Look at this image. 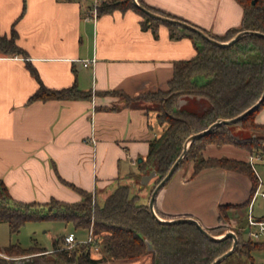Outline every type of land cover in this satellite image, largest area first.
Instances as JSON below:
<instances>
[{
    "label": "crops",
    "instance_id": "obj_1",
    "mask_svg": "<svg viewBox=\"0 0 264 264\" xmlns=\"http://www.w3.org/2000/svg\"><path fill=\"white\" fill-rule=\"evenodd\" d=\"M143 1L213 35L238 27L244 13L238 0ZM92 9L93 0H0V34L10 37L15 29L17 43L27 52L0 53V179L17 200L79 201L82 196L61 178L88 191L110 189L138 170L139 159H147L150 140L163 129L154 108L97 110L113 104L106 95L28 102L38 88L28 62L50 88L77 83L94 93L120 90L133 96L165 88L175 62L196 55L192 39L171 38L165 23L155 36L142 28V16L134 10L94 16ZM93 59L95 63L84 65ZM256 121L264 123V107ZM251 155L234 144L204 150L206 158L249 162ZM253 168L264 188V176ZM193 172V161L176 171L158 193L156 211L173 216L169 219L190 215L212 227L218 223L220 203H243L250 195L252 181L244 173L222 167L205 168L195 176ZM150 190H136L143 194V203ZM259 198L264 199L258 196L252 209L249 204L230 212V229L250 213L264 218V210H255Z\"/></svg>",
    "mask_w": 264,
    "mask_h": 264
},
{
    "label": "trees",
    "instance_id": "obj_2",
    "mask_svg": "<svg viewBox=\"0 0 264 264\" xmlns=\"http://www.w3.org/2000/svg\"><path fill=\"white\" fill-rule=\"evenodd\" d=\"M238 1L244 8L241 24L228 29L224 34H209L210 36L224 42L244 30L264 33V0ZM139 2L155 13L184 20L152 7L143 0ZM130 9L142 16V28L151 29L155 36H158L160 24L165 23L170 29L171 38L188 37L196 47L193 58L175 62L165 88L133 96L120 90L105 91L104 93H117L121 96L123 105L96 107L97 110H117L124 106L148 107L151 104L157 110L156 119L163 128L162 132L150 140L147 159L140 162L138 170L130 175L137 185L144 174L155 170L156 187L182 155L191 135L208 129L220 119L239 116L261 99L264 93V36L247 34L231 45L221 46L182 25L150 16L134 0H104L98 5V15ZM17 38L15 29L10 37L0 34V53L26 56L27 52L17 43ZM27 65L38 81V88L28 102L92 99L94 94L100 95L81 89L77 83L60 89L50 88L42 81L37 68L30 62ZM180 100L186 102L181 104ZM263 107L264 101L243 118L233 123L220 124L193 140L176 171L186 161H193L194 176L209 167H222L244 173L250 177L252 187L248 199L236 207L249 205L259 185V178L252 165L236 158H206L204 150L208 145L234 144L252 154L263 153L264 123L256 121V116ZM61 180L75 189L82 198L76 202L57 198L47 202L21 201L12 196L8 186L0 179V222L8 223L11 234H18L29 221L40 220L71 224L78 236L93 228L100 238L101 257H92L90 243L80 242L72 248L65 247V235H59L51 250L37 244L26 248L18 243H10L3 250L0 249V264H98L148 255L150 264H212L233 246V238L211 239L193 222L158 221L149 205L140 201L133 183L119 180L110 189L88 191L62 178ZM98 193L102 195L100 199H96ZM230 207L233 205L219 204L218 224L205 227L211 234L223 235L230 229ZM157 211L164 218L173 217ZM218 230L222 231L218 233ZM234 230L238 235V245L219 264H258L253 252L264 250V243L245 238L244 229L240 227Z\"/></svg>",
    "mask_w": 264,
    "mask_h": 264
},
{
    "label": "rangeland",
    "instance_id": "obj_3",
    "mask_svg": "<svg viewBox=\"0 0 264 264\" xmlns=\"http://www.w3.org/2000/svg\"><path fill=\"white\" fill-rule=\"evenodd\" d=\"M100 95H106V96L112 97L113 98V104L123 103V99L117 93L101 92ZM148 107L153 108L151 104L148 105ZM156 123L158 124L157 119H156ZM262 152L263 153H261L259 155L264 156V151H262ZM188 162L189 161H186L183 164V166L186 165ZM255 167H256L257 171L264 176V163L257 161L255 163ZM133 172L134 171L130 172L127 175V177H125V179L121 182L133 183V179H131V177H130L131 173H133ZM263 179H264V177H263ZM155 181H156V178L154 177L151 179L149 184L146 186V187H151V189H152L149 192V194H146L148 196H145L148 199V202H147L148 205H149V201L151 198L153 188L155 187ZM141 188H142L141 185L137 184V185H135L134 189L139 190ZM254 194H253V196H254ZM139 195H140V201L145 199L144 197H142L143 194L142 195L139 194ZM101 196H102L101 193H98L96 199H100ZM224 204L225 205H233V207H230L229 213L232 210L238 208V207H236V205H239V203H234V202H224ZM255 210H256V212H260V211L264 210V199L263 198L258 199L256 206H255ZM206 211L208 213H211L210 209L209 210L207 209ZM227 223H228V221H227ZM220 231H222V230H218V233ZM68 233H74L73 226L71 224H67V223L60 222V221H50V220L29 221L21 228V231L18 234H11L8 223L0 222V249L3 250L10 243H18L22 247H26V248H29V247L37 244L39 246L47 248L48 250H51L53 247L54 240L59 235H67ZM87 236H88V232H86L82 235H79L78 238L85 239V238H87ZM244 236H245V238H247L246 231L244 233ZM91 255L94 258H100L101 252L100 253L92 252ZM253 255H254L255 260L258 264H264V250L254 251ZM149 261H150V256L148 255V256H143L140 258L128 260V262H126V264H150Z\"/></svg>",
    "mask_w": 264,
    "mask_h": 264
},
{
    "label": "water",
    "instance_id": "obj_4",
    "mask_svg": "<svg viewBox=\"0 0 264 264\" xmlns=\"http://www.w3.org/2000/svg\"><path fill=\"white\" fill-rule=\"evenodd\" d=\"M134 2L140 6L147 14H149L150 16L157 18V19H161L164 22H171V23H176L179 25H182L188 29H191L195 32H197L198 34H200L202 37L210 40L211 42L221 45V46H228L233 44L234 42H236L237 40H239L241 37L247 35V34H258V35H262L264 36V33H260V32H256V31H251V30H244L239 32L236 36H234L231 40L229 41H218L215 38H213L212 36H210L209 34H207L204 30H202L201 28L192 25L191 23L181 20V19H176V18H171L168 16H164L158 13H155L145 7H143L139 0H134ZM255 2V1H253ZM264 101V93L261 97V99L255 104L253 105L251 108H249L248 110H246L245 112H243L242 114H240L239 116L232 118V119H220L218 121H216L215 123H213L208 129L200 132V133H196L191 135L186 143H185V148L184 151L182 153V155L177 159V161L174 163V165L171 167V169L169 170V172L167 173V175L162 179V181L156 185L155 189L153 190L152 194H151V198L149 201V207L151 212L153 213V215L156 217V219L160 222H164V223H175V222H182V221H189V222H193L195 223L200 230L209 238L214 239V240H218V239H222L225 237H231L233 238L234 242H233V246L232 248L227 251L226 253H224L223 255L219 256L218 258L215 259V261L212 264H219L220 262H222L226 257H228L230 254H232L234 252V250L236 249L237 245H238V235L235 231H231L228 230L226 231L223 235H213L211 234L196 218L193 217H180V218H173V219H169V218H164L162 217L155 208V201L157 198L158 193L160 192V190L167 184V182L171 179V177L174 175L176 169L179 167L180 163L182 162V160L184 159L187 150L189 148L190 143L195 140L198 137H201L207 133H209L211 130H213L215 127H217L220 124L223 123H233L241 118H243L245 115H247L248 113L254 111L262 102ZM139 162H142V158L139 159ZM156 176V171L152 170L150 173L144 174L141 179H140V185H141V189L145 188L149 182L151 181L152 178H154ZM133 187L135 188V183H133ZM248 217H246L245 219H243L241 225L239 226L241 229H244L247 222H248ZM150 248L151 245L149 244Z\"/></svg>",
    "mask_w": 264,
    "mask_h": 264
},
{
    "label": "built area",
    "instance_id": "obj_5",
    "mask_svg": "<svg viewBox=\"0 0 264 264\" xmlns=\"http://www.w3.org/2000/svg\"><path fill=\"white\" fill-rule=\"evenodd\" d=\"M104 0H93V9L92 12L94 16L98 15V5ZM96 59L93 60H86L84 65L88 66L92 63H95ZM257 161H263L264 162V156L259 154H252L249 159V163L252 165V167L255 166V163ZM258 196L264 197V188H262V185L259 184L257 190L255 191V194L250 202V208L252 209L253 204ZM248 222L244 228V231H246L247 239H250L254 242H260L264 243V218H256L251 213L248 216ZM231 231H235L234 229H228ZM84 242V243H90L91 245V251L95 253L101 252V245H100V238L97 234H95L93 228H91L88 231V236L85 239H80L77 237L75 233H68L64 237V246L67 248H72L76 244Z\"/></svg>",
    "mask_w": 264,
    "mask_h": 264
}]
</instances>
